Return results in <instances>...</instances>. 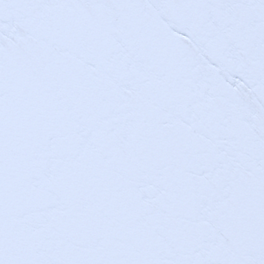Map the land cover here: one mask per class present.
<instances>
[{
	"label": "snow or ice",
	"instance_id": "snow-or-ice-1",
	"mask_svg": "<svg viewBox=\"0 0 264 264\" xmlns=\"http://www.w3.org/2000/svg\"><path fill=\"white\" fill-rule=\"evenodd\" d=\"M0 264H264V0H0Z\"/></svg>",
	"mask_w": 264,
	"mask_h": 264
}]
</instances>
